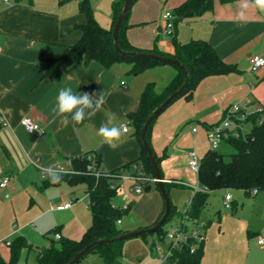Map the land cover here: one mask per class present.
<instances>
[{
	"label": "crops",
	"instance_id": "obj_1",
	"mask_svg": "<svg viewBox=\"0 0 264 264\" xmlns=\"http://www.w3.org/2000/svg\"><path fill=\"white\" fill-rule=\"evenodd\" d=\"M83 1L0 0V183L9 179L5 187H0V263H10V244L18 236L31 245L22 250L25 260L32 253L37 264L38 252L50 246L55 234L72 240L82 237L92 222L86 186L62 182L45 187L52 175L47 172L73 173L71 160L84 155H96L106 171L138 161L142 149L130 116L138 111L147 84L153 83L160 92L177 73L175 67L160 64L135 74L128 63L104 67L81 57L47 75L46 61L64 58L82 37L79 27L86 19L79 7ZM113 1L87 0L96 21L108 30L113 23ZM185 1L137 0L124 31L127 42L137 51L157 50L167 57L175 52L173 36L182 44L205 41L223 63L233 68L227 74L201 80L190 99L175 100L152 126L153 154L159 159L163 179L170 186L171 205L177 212L199 187L186 155L193 151L200 160L205 156L210 150L208 130L222 120L226 109L241 102L251 111L263 109L264 117V68L252 72L249 64L254 56L264 57V12L254 0L216 1L212 11L201 19L176 23L173 35L168 36L162 17ZM65 87L75 93L103 91L108 93L106 103L80 124L70 116L65 123L52 111L59 90ZM109 116L115 117L116 125L127 124L129 129L111 146L97 134ZM23 119L38 124L43 133H27L21 125ZM126 181L134 192L135 182ZM155 185L150 182L148 193H132L128 220L118 223L119 229L128 233L155 225L165 210ZM124 192L120 184L116 195ZM226 194L218 191L209 196L201 218L207 227L200 264H264V246L257 243L264 235V192L252 200L240 197V203L232 196L229 207L224 206ZM218 196L217 202H211ZM65 204L70 207L61 208ZM55 229L59 232L53 233ZM134 244L140 248L135 264H174L160 257L158 245L149 248L146 240L144 245ZM167 245L160 246L164 253L170 251ZM121 262L126 264L124 253Z\"/></svg>",
	"mask_w": 264,
	"mask_h": 264
},
{
	"label": "trees",
	"instance_id": "obj_2",
	"mask_svg": "<svg viewBox=\"0 0 264 264\" xmlns=\"http://www.w3.org/2000/svg\"><path fill=\"white\" fill-rule=\"evenodd\" d=\"M125 1H113V23L112 28L108 30L99 25L90 5L87 0H84L79 7L80 12L85 15L86 19L85 24L79 27L82 37L77 44L69 49L64 58L46 61L47 75L53 74L58 68L70 66L81 57H84L87 61H96L104 67H111L116 63H128L133 65L132 72L135 74L160 65L154 61L122 57L115 50L112 37L113 28ZM216 1L231 3L239 0H186L173 12L175 16L174 29L178 22H195L201 19L207 12L212 11ZM130 10L131 8L119 31V46L124 52L138 53L142 51L134 49L124 36ZM173 42L175 52L171 57L178 60L185 67L189 76L188 86L179 98L186 97L190 99L197 85L204 78L227 74L233 70V68L223 63L213 47L205 41L192 40L186 44H182L176 41V38L173 36ZM151 53L165 56L157 50ZM183 83L184 75L177 69L176 75L162 91L158 92L155 85L149 83L142 92L139 109L130 116L135 136L142 149L141 157L138 161L115 171H106L100 167L96 155L94 157L92 155H84L71 160L73 173L60 174L61 179L56 183L52 182L51 178L45 181V187L56 186L62 182H67L71 185L84 184L87 189L92 222L79 240H72L66 237H61L56 241L51 239L50 246L42 248L37 254L39 264H67L87 245L99 240H110L125 234L124 231L118 228V222L128 211L124 207L114 206L112 200L120 188L123 174L129 173L132 176L144 177L149 180L156 179L154 168L142 146L141 130L147 117L168 96L176 92ZM262 115L255 113L249 116L247 122L251 124L250 131L246 134L241 133L238 138H230L226 142L234 150L228 160L217 150H209L201 159L197 173L200 191L194 194L188 210V214L192 219L201 220L206 225L205 221L201 218L207 207L209 196L213 192L224 191L230 193V191L239 190L247 197H251L255 190L257 193L264 192V117ZM155 120L149 126L146 134V140L151 150V130ZM156 159L159 164V159L157 157ZM149 184L147 182L144 186L146 187ZM155 184L158 185L157 182ZM169 187L165 183L168 194ZM175 215L180 219L182 211L177 212L172 206L167 222ZM57 232H59V229L53 231V233ZM165 234L166 231L161 227L152 235H156L160 241H163ZM123 242L116 241L96 247L88 254H97L103 264H121ZM203 244L195 246V242L191 240L182 247L170 249L167 259L174 264H200L203 254ZM153 245H155V242H153ZM193 246L195 247L192 251ZM10 248L11 261L9 264H16L21 251L31 248V245L28 244L24 237L18 236L11 242ZM81 260L76 264H80Z\"/></svg>",
	"mask_w": 264,
	"mask_h": 264
},
{
	"label": "built area",
	"instance_id": "obj_3",
	"mask_svg": "<svg viewBox=\"0 0 264 264\" xmlns=\"http://www.w3.org/2000/svg\"><path fill=\"white\" fill-rule=\"evenodd\" d=\"M162 19L165 33L168 36H172L174 32V14L171 12H165ZM249 64L252 72H258L260 69L264 68V57L254 56L249 60ZM255 113L262 114L263 109H255L251 111L244 103L241 102L235 103L229 108H227L222 120L219 123L210 127L208 130L207 139L210 150H216L222 142H227L230 138H238L240 134L243 133L242 124L247 122L248 117ZM0 122L3 123V118L1 114ZM21 125L29 134L41 135L43 133L39 125L34 123L30 119H23L21 121ZM125 126L128 128L127 124H125ZM194 131H196V129H194ZM92 156L94 157L95 155ZM186 157L190 169L197 174L201 160L193 151L188 152ZM54 172L61 173L57 170H50L47 172V174H52ZM124 179H130L135 182L134 186L131 189L135 193H142L145 188V183L157 182L156 179L149 180L144 177H136L127 174H123L122 180ZM8 181L9 179H4L0 183V187H5ZM198 191H200V187L197 186L195 188V193ZM256 194V190L253 191V195ZM231 201L232 195L228 192L225 195L224 206L229 207ZM190 205L191 200L188 201L185 207L183 208L182 216L179 219L178 225L176 227H171L168 231H166L165 239L168 241L170 249L182 247L191 240L195 242V246L204 243L205 241L206 225L201 220H195L189 216L188 210L190 208ZM69 207L70 204H65L61 208L67 209ZM124 208L126 209V207ZM54 238L55 240H59L61 236L57 233L54 235ZM257 243L260 246H264V235L258 237ZM195 246L192 247V251L194 250ZM156 251L162 259L168 258L169 253H164L160 246L156 247Z\"/></svg>",
	"mask_w": 264,
	"mask_h": 264
},
{
	"label": "water",
	"instance_id": "obj_4",
	"mask_svg": "<svg viewBox=\"0 0 264 264\" xmlns=\"http://www.w3.org/2000/svg\"><path fill=\"white\" fill-rule=\"evenodd\" d=\"M137 1V0H126L125 4L123 6L122 11L119 14V17L114 25L113 28V41H114V48L117 51V53H119L122 57H126V58H137V59H144V60H148V61H154L157 62L161 65H171L173 67H175L176 69L180 70L183 75H184V83L183 85L173 94H171L170 96H168L166 98V100L159 105L146 119L142 130H141V142H142V146L144 147L148 158L151 161V164L154 168V172H155V176H156V181L158 183V187L159 190L161 192V195L164 199V203H165V210H164V214L162 215L161 219L152 227L147 228V229H141V230H137V231H132V232H128L125 233L119 237L110 239V240H99L96 242H93L89 245H87L86 247H84L83 250H81L70 262H68L67 264H76L78 263L86 254H88L92 249L102 246V245H106V244H110L112 242H116V241H125V240H129L132 238H136V237H140V236H145L148 234H153L155 232H157L161 227H163L165 225V223L167 222L169 215L171 213V209H172V205H171V200L169 198V194L165 188V181L163 179L159 164L157 162L156 157L153 154V151L151 150V148L149 147L147 140H146V134H147V130L149 128V126L152 124V122L171 104L173 103L176 99H178L185 91V89L188 86L189 83V76L188 73L185 69V67L178 61L173 59L172 57H167V56H161V55H157V54H153V53H143V52H124L120 46H119V31L120 28L122 26V23L129 11V9L131 8V6L133 5V3ZM151 187L147 186L144 189L145 193H148L150 191Z\"/></svg>",
	"mask_w": 264,
	"mask_h": 264
},
{
	"label": "clouds",
	"instance_id": "obj_5",
	"mask_svg": "<svg viewBox=\"0 0 264 264\" xmlns=\"http://www.w3.org/2000/svg\"><path fill=\"white\" fill-rule=\"evenodd\" d=\"M254 5L264 12V0H254ZM247 6V4H245ZM108 93L103 91L98 94L93 93H75L71 87L61 88L56 97V105L52 109L56 116L63 118L67 123L69 116L71 121L75 124L82 123L86 118L90 119L95 116L96 113L106 103V96ZM95 97V99H94ZM114 116H109L106 122L102 123L98 129L97 134L102 138L103 143L113 145L114 142L119 141L123 135H125L129 129L121 124L116 125L114 123ZM61 176L59 173H52L51 180L56 183L59 182Z\"/></svg>",
	"mask_w": 264,
	"mask_h": 264
},
{
	"label": "rangeland",
	"instance_id": "obj_6",
	"mask_svg": "<svg viewBox=\"0 0 264 264\" xmlns=\"http://www.w3.org/2000/svg\"><path fill=\"white\" fill-rule=\"evenodd\" d=\"M250 128H251V124L249 122H245L242 125V132L244 134H246L250 131ZM216 150L218 152H220L222 155H224L226 160H228L230 158V155L234 152L232 146L226 142H222ZM126 180H128V179H124L120 183L122 188L125 189L124 194L121 196L116 195L113 198L112 203L117 204L120 207H126V209H127L133 201L134 194H132V193H134V192L130 191V188H129L130 183H129V181H126ZM154 187L156 188V185ZM230 193L232 194L233 198L238 203H240V201H239L240 197H242L245 201L252 200L253 197H257V195H252V198H250V197L248 198V197L244 196L242 191H239V190H233V191H230ZM258 196H261V194L259 193ZM219 199H220L219 196L215 197V198L213 197L211 199V202H214V201L217 202ZM215 204H217V203H215ZM261 212H262V210H261ZM128 217H129V215H128V213H126L122 217V219L119 221V225H121L123 220L125 218L127 219ZM178 223H179V218L175 215L172 217L171 220H169L167 223H165V225L163 226V230L168 231L171 227H176L178 225ZM145 240H146L147 244L149 245V248L152 247L153 242H155V245L161 246L163 248H166L168 246L167 245L168 241L166 239H164L163 241H160L156 235H152V234L140 236V237H137V238L131 239V240H126L123 242L124 262H126V264L137 263L136 262L137 261L136 260V253L138 252V250L140 248L138 246H135L134 243H140V245H144ZM142 247H144V246H142ZM24 255H23V252L21 251L16 264H37L36 260L34 258V255L32 253L29 255L27 261L25 260ZM125 255H126V259H125ZM80 264H103V262L97 254L90 253L81 260Z\"/></svg>",
	"mask_w": 264,
	"mask_h": 264
}]
</instances>
